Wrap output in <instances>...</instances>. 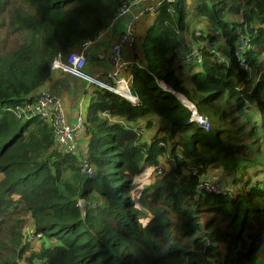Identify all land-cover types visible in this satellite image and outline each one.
Instances as JSON below:
<instances>
[{"label":"trees","instance_id":"16d2710c","mask_svg":"<svg viewBox=\"0 0 264 264\" xmlns=\"http://www.w3.org/2000/svg\"><path fill=\"white\" fill-rule=\"evenodd\" d=\"M187 1L163 5L139 37L140 67L128 71L134 104L88 92L81 159L55 147L47 121L15 108L50 83L56 55L122 19L132 0H0V264H264V164L252 150L264 139V0H191L190 11ZM190 19L208 30L188 38ZM191 47L199 62L181 63L197 100L174 78L178 51ZM159 83L191 101L208 130ZM252 106L262 133L245 130L254 123L246 118L227 127ZM211 168L228 180L198 192ZM145 170L148 183L137 185Z\"/></svg>","mask_w":264,"mask_h":264},{"label":"built area","instance_id":"2783aa9c","mask_svg":"<svg viewBox=\"0 0 264 264\" xmlns=\"http://www.w3.org/2000/svg\"><path fill=\"white\" fill-rule=\"evenodd\" d=\"M176 0H132L129 4H123L117 11L116 19L120 17H128V22L124 27V31L109 44L107 60L109 69L104 72H96L93 74H86L83 71L87 61V51L101 43L106 35L107 29L99 31L92 40L83 42L77 50L61 57L56 55L51 61L50 70L58 71L70 75L84 83L85 91L97 88L112 93L125 101L134 104L137 99L132 96L128 90L130 82V75L128 71L134 67H140L137 57L131 54L133 43L135 41V24L143 19L155 16L160 8L165 4L172 5ZM195 36H201L200 32L194 30ZM107 39V37L105 38ZM101 41V42H100ZM97 44V45H96ZM244 45V44H243ZM201 47V46H200ZM202 49L211 55L212 60L218 63H225V58L213 47L212 43L203 42ZM125 52V54H123ZM127 53V54H126ZM234 55L239 56V50L234 49ZM183 63L199 62V55L194 47L182 57ZM240 60L239 66L245 70L246 67ZM163 90L172 94L175 99L188 111L189 122L196 125L198 128L207 131L209 128L206 117L197 113L194 105L187 101L182 95L171 91L169 87L159 83ZM122 90L126 95L123 96L118 93ZM15 114L19 116H36L50 124L52 129L53 143L55 147L64 154L76 155L74 148L70 145L73 139L83 137L84 121L83 118L77 116L73 124H69L63 111L62 100L55 93L40 89L33 103H26L20 107L15 108ZM78 157L83 159L85 157V149L78 154ZM82 173L86 176L90 175L89 169L84 162H82ZM161 174V168L158 167L155 175ZM198 192L203 193H217V186L208 180H202L196 186Z\"/></svg>","mask_w":264,"mask_h":264},{"label":"crops","instance_id":"0c3cea01","mask_svg":"<svg viewBox=\"0 0 264 264\" xmlns=\"http://www.w3.org/2000/svg\"><path fill=\"white\" fill-rule=\"evenodd\" d=\"M149 19L150 18L143 19L138 25L146 28ZM127 22L128 17L125 16L111 24L105 35V38L107 37V39L104 38L101 40L102 42L100 41L101 43H98V45L96 44L97 46L90 48L87 51V61L83 68V71L86 74L91 75L93 73L104 72L109 69L107 60L109 44L113 40L117 39V37H119V35L124 31V27ZM137 32L138 30L136 29V35ZM123 54H125V52ZM135 56L138 60H140L137 51ZM91 62L94 64L93 67L89 66V63ZM43 89L49 90L60 97L63 104V111L69 124H73L77 116L81 115L83 118V111L85 108V103L83 100L85 98L86 102V95L92 89L85 91L84 83L82 81L70 75L53 71L50 83L44 86ZM84 140V138L73 139L70 143L77 156L82 151V149H85Z\"/></svg>","mask_w":264,"mask_h":264},{"label":"rangeland","instance_id":"374dc122","mask_svg":"<svg viewBox=\"0 0 264 264\" xmlns=\"http://www.w3.org/2000/svg\"><path fill=\"white\" fill-rule=\"evenodd\" d=\"M187 8H188V10L190 11V7H191V0H188L187 1ZM142 21V20H141ZM141 21H139L137 24H135V34H136V29L138 30V32H137V36H135L136 38V41H135V45H136V51H137V53H138V56L140 55L139 54V51H140V49H139V47H140V43H141V41H140V39H139V37H141L142 35H143V33H144V28L145 27H142V26H139L138 24L141 22ZM190 36L188 37V35H187V37L188 38H190V37H193V36H195V34H194V30H197V29H201V30H203V32L205 31H207L208 30V28L206 27V22H205V20H192V19H190ZM140 31V32H139ZM186 37V38H187ZM215 45H217L216 43H215ZM187 46H189V42L188 41H186V44L184 45V48H186ZM178 54L179 55H177L176 56V58H175V63L176 62H180V64L182 65V69L181 68H177V69H174L175 70V75H174V78H177L178 80H180V81H183L184 82V86H185V88L183 89L184 90V92L189 96V97H191V99H193V100H197L198 98H199V95H192V93H193V90H192V88L191 87H189L188 85H187V71H188V66H185V65H183L182 63H181V58H182V54L180 53V51H178ZM260 60H261V68H264V54L261 56V58H260ZM89 66H91V67H93L94 66V64L91 62V63H89ZM181 69V70H180ZM183 96V95H182ZM184 97V96H183ZM185 99H186V97H184ZM187 100V99H186ZM84 103H85V98H84ZM191 102V101H190ZM229 115H232V112L229 114ZM206 117V116H205ZM229 117V116H228ZM247 117H251L252 118V120L251 119H248ZM243 118H246L249 122L250 121H253L254 123L253 124H250V123H248V124H246V128H245V130L247 129H249V128H251L252 126L254 127L255 125L256 126H258V134H260V133H262L261 132V129H259V116H257L256 114H255V107L254 106H252V107H250V110L248 111V113L247 114H245L243 117L242 116H240V117H237V118H235V119H232V120H230V122L227 124V127H229V128H232V127H237V126H239L240 124H242L243 123ZM228 120V118H226L225 119V121H227ZM154 127H155V125H154ZM256 129V128H255ZM150 134H151V132H150ZM147 135H149V134H147ZM148 137V136H147ZM252 150H253V152H255L256 154H257V156L256 157H258V159H259V157H261V162L264 164V139H262V140H260V145H259V147H258V152L255 150V146L254 145H252ZM161 159L162 160H165L166 161V163H167V161H168V156H167V154H164V155H162L161 156ZM164 164V163H163ZM158 167H160V165L159 166H157V168ZM163 168H164V170L165 169H167V168H169L168 167V163H167V165H164L163 166ZM148 172H149V170H145L137 179H138V181H137V185L139 184V183H145V185L148 183V180H147V175L146 174H148ZM153 173V172H152ZM152 173H151V177H152ZM161 173H162V170H161ZM154 174V173H153ZM205 180H208L209 182H211V183H213L214 185H216L217 186V191L218 192H220V191H222V186H223V184H225V182L228 180V178L227 177H225V175H223L220 171H218L217 169H209L208 170V172H207V176L205 177H203ZM203 178H202V180H203ZM151 181V180H150ZM139 182V183H138ZM232 185H234V184H232ZM228 187H230V189H232V188H234V187H231V184H228ZM236 187H238V185L236 186ZM240 188V187H239ZM235 189H238V188H235ZM206 217V216H205ZM219 226L222 228V229H224L225 228V226H226V222H224V221H219Z\"/></svg>","mask_w":264,"mask_h":264},{"label":"water","instance_id":"95a60500","mask_svg":"<svg viewBox=\"0 0 264 264\" xmlns=\"http://www.w3.org/2000/svg\"><path fill=\"white\" fill-rule=\"evenodd\" d=\"M82 178L83 179L86 178V174L84 172L82 173ZM79 207H80L81 211L84 212V208H83V205H82V201L81 200L79 201Z\"/></svg>","mask_w":264,"mask_h":264},{"label":"bare ground","instance_id":"6f19581e","mask_svg":"<svg viewBox=\"0 0 264 264\" xmlns=\"http://www.w3.org/2000/svg\"><path fill=\"white\" fill-rule=\"evenodd\" d=\"M163 88H165V87L163 86ZM118 93H121L123 96L126 95L122 90H119Z\"/></svg>","mask_w":264,"mask_h":264}]
</instances>
